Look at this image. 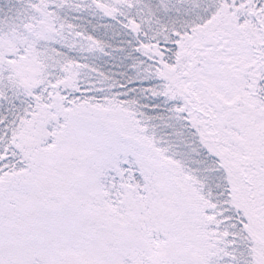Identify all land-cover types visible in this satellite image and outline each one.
Instances as JSON below:
<instances>
[{
  "label": "snow or ice",
  "instance_id": "snow-or-ice-1",
  "mask_svg": "<svg viewBox=\"0 0 264 264\" xmlns=\"http://www.w3.org/2000/svg\"><path fill=\"white\" fill-rule=\"evenodd\" d=\"M0 264H264V0H0Z\"/></svg>",
  "mask_w": 264,
  "mask_h": 264
}]
</instances>
